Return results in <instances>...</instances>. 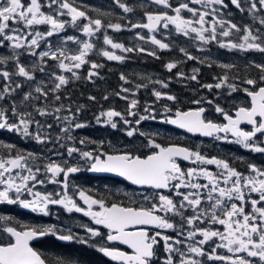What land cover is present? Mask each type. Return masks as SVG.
<instances>
[{
    "label": "snow or ice",
    "instance_id": "1",
    "mask_svg": "<svg viewBox=\"0 0 264 264\" xmlns=\"http://www.w3.org/2000/svg\"><path fill=\"white\" fill-rule=\"evenodd\" d=\"M119 7L125 13L132 11L120 0H116ZM158 6L170 9L174 15H169L167 11L159 13H145V23L132 24V28L147 29L149 33H156L161 27L168 29L170 25L175 27V31L190 37L195 34L204 44L216 42L221 48L251 50L255 49L264 52V45L257 43L261 37L254 34L252 29L245 26L244 35L240 37L242 42H234L229 39L234 33H240L242 30L236 24L217 19V9L213 5H223L224 0H187L173 7L170 0H152ZM231 3L240 11H244L241 0H231ZM202 5L200 8L190 7L189 5ZM250 0L249 12L254 13L264 9V0ZM47 8L49 11H44ZM191 14L190 17L182 15L183 12ZM108 15V13H102ZM67 16L69 19H62ZM212 17L211 20L208 17ZM259 23L264 25V17L259 19ZM46 25V31L38 30V26ZM78 29L83 36L93 38L102 30L112 29L121 31L120 23L105 24L99 18H91L88 14L75 6L74 0H0V47H10L13 50V57H0V64H6L9 59H15V71L0 70V78L6 83L3 90L0 91V100L10 96L21 87L20 83L11 85L12 76L23 77L27 81H34V72L38 68L40 72L45 71L47 61H56V67L62 73H71V77L79 79L78 71L85 64H90L91 69H97L103 65L88 59L94 50L99 55L110 61H122L125 57L115 54L114 51L107 49H96L91 39L81 40L77 36H67L62 40V44L71 41L77 45L75 50L67 47L54 48L48 38L55 34L65 31L67 27ZM218 28L220 31L218 32ZM259 32V29L256 30ZM219 37L225 39H218ZM140 40H146L143 35L137 33ZM148 39L153 45L160 49H168L169 44L157 39L151 35ZM41 42H44L45 49L37 52L41 48ZM103 44L110 46L113 50L121 52L145 51L143 48L125 47L122 43L114 42L107 34L103 36ZM24 50L31 56L39 60V64H34L32 70L20 62L19 56ZM188 59H197L185 49L181 48ZM154 55V53H149ZM171 71L177 67L175 62L166 65ZM221 67L231 69L233 65L224 64ZM260 69L261 84L264 85V65H255ZM198 72L197 69L193 70ZM98 75L95 71H89L88 79ZM183 76V73H178ZM54 79V86L51 89L41 87L43 81L35 88L34 92L38 96H33L32 92L24 94L23 101L30 99L48 98L51 92L55 101L61 99L57 95L62 87L70 82V78L64 74L51 73ZM196 80V75L190 77ZM219 82L215 85L207 84L204 87L220 89L227 87L230 92H235L238 85L229 82V76L218 78ZM121 80L125 83L129 81L121 75ZM162 87L168 85L162 81H156ZM244 83L252 86L251 89L244 88L243 91L251 98L250 107H238L235 116L230 115L219 105L215 111L223 116L227 123L220 124L206 120L203 116L205 109L203 107L197 110L180 111L176 110L174 116H166V122L176 125L179 128L186 129L190 133H199L203 136H213L216 133H224V139L227 134L235 137V143L243 145L245 148L255 152L264 153V147L256 143L257 134L264 135V86L258 85L255 79H246ZM147 87V85H136ZM123 92H129L130 89L122 88ZM119 95V93H117ZM153 95L159 101L165 98L169 101L176 99L173 95H167L160 91L153 90ZM128 99L127 97H121ZM95 99V97H89ZM107 99V96H105ZM138 100L132 99L128 106V115L137 116L134 111L138 106ZM199 103V101H195ZM211 103V101H209ZM83 107V106H81ZM64 105L54 109L55 113H60ZM35 111L40 116L52 115L46 108H36ZM68 111L71 113V109ZM80 111L76 109L75 113L66 116H56L57 120H63L67 123L66 127L61 129L67 133L69 129L81 128L85 125L75 123L76 114ZM148 112L149 109L145 108ZM165 113H171L172 109L164 106ZM101 117L106 118V122L116 128L117 124L113 119L119 117L125 124H131L132 121L125 118L121 112L108 110L101 112L96 117L97 123L101 122ZM15 118L13 122H10ZM155 119L152 115H139L135 121L138 125L141 121ZM242 123L251 126V130H245L240 127ZM35 124L37 128L43 127L39 121L34 120L32 112L19 110L15 101L11 108H0V129H6L10 132H16L24 137H33L37 142L44 143L48 137L42 136L39 132L35 134L30 131L31 126ZM47 127L51 128L52 125ZM136 129L127 131L129 137L133 136ZM142 134V133H141ZM221 139L220 136H216ZM69 140L73 138L68 136ZM90 141L80 140L81 145ZM94 143V142H91ZM102 143V142H101ZM149 146L155 151L146 157L134 155L130 152L119 154H109L99 150H82L75 146L67 147V155L72 157L74 153L79 154L80 158L88 164V170L92 172L115 173L132 185L147 187L154 191L151 195H143V202L132 200L130 204L111 203L110 205L103 199H96L87 195L84 190H78L79 199L87 206L80 207L68 195V177L70 174L81 170L78 166H66L67 161L63 163L56 160H50L43 167V173L48 176L51 183L62 184L65 190L63 195L60 193H45L34 191L37 184L43 185L45 180L38 179L41 174V168L28 164V158L34 154L28 153L27 156L17 153L15 156L9 155L7 158H0V203L17 204L23 208H30L33 211L48 214V206L62 205L69 212L75 211L91 217L96 225H102L108 229L107 241L119 242L127 245L131 252H125L117 248L101 247L99 250L104 255L110 257L119 264H156L157 253L161 241H163V250L166 253L163 264H205L207 261H217L221 264H264V169L258 168L254 164H249V173L245 174L232 167L227 161L216 157L207 158L199 151H193L188 148L169 145L162 146L155 141H149ZM11 148L12 145H6ZM64 147V145H61ZM95 153V154H94ZM191 161L196 165H214L218 169L212 172L204 167H190L183 169L179 160ZM21 170L27 174H21ZM63 174V181L58 177ZM206 180V183L198 182L199 179ZM28 193L33 197L32 200L21 199L23 193ZM59 197V198H55ZM97 206L98 210H93ZM190 212V215L186 213ZM171 217H179L180 223L173 222ZM6 217L0 216V220ZM24 230H18L16 227H3V232L7 233L12 239L8 243H0V264H46L44 258L32 246L30 241L38 236H43L52 232L51 228L37 229L36 227L22 226ZM161 230H171L176 233V237L164 234ZM87 231L93 236H100L101 233L93 228H87ZM58 238L64 241H71L75 237L72 234L59 235ZM83 242V241H81ZM207 245L211 251L205 249ZM218 249H224L230 255L218 253Z\"/></svg>",
    "mask_w": 264,
    "mask_h": 264
},
{
    "label": "trees",
    "instance_id": "2",
    "mask_svg": "<svg viewBox=\"0 0 264 264\" xmlns=\"http://www.w3.org/2000/svg\"><path fill=\"white\" fill-rule=\"evenodd\" d=\"M181 1L182 0H170V3L175 7ZM120 2L131 8L132 11L125 13L123 9L119 7L116 0H74L75 6L85 11L91 18L101 19L105 24L120 23L123 26H131L134 23H138L140 20L145 22V13L148 12L156 13L167 11L169 14L171 13L170 9H165L162 6H160L161 10L156 9L152 6V4L155 5L152 0H120ZM224 2L225 4L222 6L223 11L221 14L225 19L231 18L229 21H236L238 16L241 19L246 18V16L242 18L241 15H239L237 9H235L229 0H224ZM102 13H108V15H102ZM242 14H244V12H242ZM62 19H67V17H62ZM45 27L46 25H41L39 29L45 31ZM70 28L68 32H71ZM161 29L162 27L156 32V34H159L156 38L169 44L168 49H160L157 45H153L150 40L142 44L137 37L138 32H131L128 30L117 32L112 29H106V32L102 33L103 36L107 34L114 42L122 43L126 47L143 48L145 51L127 52L128 54L122 61H110L102 55H99L95 50L89 55L88 59L103 65L102 67L91 69L90 64H85L78 70L80 78L70 79V82L56 93L61 97L59 101H55L53 94L50 92L47 99L44 97L34 99L35 104L32 103L31 107L33 109H35V106L39 108L47 107L54 112V109L62 104L64 105V109L58 113L61 114V117L69 112V108L71 112L74 113L76 109L79 108L80 112L76 114L80 120L78 123H87L86 127L72 130V133L76 134L79 140L81 136H89L94 128H96L94 119L95 114L106 110L109 106L121 113L123 112L127 119L132 121L131 124L126 125L119 121L118 128L144 127L149 119L141 121L139 123L140 125H137L135 121L139 118V115H152L155 116V118H163L165 114H168L164 112L165 105L171 108L172 111H175L178 108L184 110L194 105L192 103L195 101H202L203 96H200L199 93H193L198 86L212 84L225 74H227L229 78H232V82H244V80L247 79L244 75L245 73L257 74V72L260 71V69L254 67L255 73H252L253 71L251 69H249L248 72L244 69L242 64L243 61L233 64L231 69L223 68L221 65L225 63L218 65L217 62H213L211 58H206L209 54L197 52V49H195L192 44L193 42L183 38L181 34L175 31V28L168 29L167 31L169 34L165 36H162L163 33H159ZM145 34H148V31L145 32ZM140 35L143 34L141 33ZM97 36L98 35L94 37V41L97 42L96 49L97 47L99 49H106L107 45L103 44V38H98ZM108 47L109 49L107 50H110V46ZM181 48L185 49L187 53L197 59H188L187 56L180 51ZM149 53H154V55H150ZM226 59L224 55L220 56V61ZM246 60H249L250 63H254L253 60ZM11 62L12 61L8 63ZM170 62H175L177 64V67L171 71L166 67ZM194 69H197L198 72H194ZM90 70L97 72L98 75L88 79ZM41 73H38V78H42V76L39 75ZM178 73H183L184 75L180 76ZM121 75L129 82L125 83L124 80H121ZM192 75H196L197 79H190ZM156 81H162L169 85L171 84L169 92H172L176 97L174 100L175 103L167 99L156 100V97L153 95V90L158 91L160 89V87L158 89L160 83H156ZM136 85H147V87H140L137 89ZM45 86L47 89H51L54 86V80H45L43 87ZM122 88L130 89L129 92L132 93V98L127 96L128 92H123ZM26 91L27 87L21 85L19 96H22ZM117 93H119V95H117ZM38 95L39 94L33 93L34 97ZM105 96H107V99H105ZM89 97H95V99H89ZM121 97H127L128 99H122ZM132 99H136L139 102L137 108L134 110L137 111L139 115L135 117L129 116L127 113L129 103ZM165 101L168 103H165ZM28 103H30L29 100ZM31 107L30 109H32ZM145 108H148L149 111L146 112ZM33 109L31 111H33ZM58 114L54 112L53 116H51V120L53 119L56 122L55 116ZM60 121L62 122V120ZM117 129H112L115 132L111 134L113 138L117 133ZM56 135L57 133L48 136L47 142L52 146L59 147L61 144ZM149 138V140H145L142 136H139V139H142L144 143H149L150 140L162 143L163 139L160 138V136L155 137L154 135ZM103 149L105 150L106 146H104ZM87 252L86 249H80L79 254L75 257L66 255L63 256L60 261L51 260L49 264H110L99 255L94 253L87 254Z\"/></svg>",
    "mask_w": 264,
    "mask_h": 264
},
{
    "label": "flooded vegetation",
    "instance_id": "3",
    "mask_svg": "<svg viewBox=\"0 0 264 264\" xmlns=\"http://www.w3.org/2000/svg\"><path fill=\"white\" fill-rule=\"evenodd\" d=\"M231 2V0H229ZM232 4V3H231ZM233 5V4H232ZM223 6V5H222ZM13 63H6L0 65V70H8L10 72H14ZM14 75L12 76L11 85L14 86ZM7 81H4L3 78H0V91L3 90ZM251 89V87L249 88ZM241 94V93H240ZM13 95L6 96L4 100H0V108H11L13 103ZM244 96V93L242 95ZM239 96V97H240ZM211 101L210 107L208 104H205L204 100L199 103H195L194 105L184 109H199L203 107L205 112L203 114L206 120H210L214 123L224 124L227 121L224 120L223 116L215 111V108L212 102L216 104H220L218 100L215 98H209L207 102ZM222 107L233 117L235 116V111L238 107H250L251 106V98L247 95L245 96V101L240 105H233L227 102H223ZM233 108V109H232ZM177 110H182L178 108ZM176 111V110H175ZM171 116H174L171 115ZM13 122V118L10 120ZM162 126H167L165 124H160ZM167 136L165 137L167 140L164 142H156L162 146L169 145H177L188 148L193 151H199L202 155L207 158L216 157L218 159H222L227 161L232 167L236 168L238 171L248 174L249 164H254L258 168L264 169V153L255 152L251 149L245 148L243 145L235 143V137H233L230 133L227 134V139H224V133H216L213 136H203L192 135L186 132H182L167 126ZM242 129L251 130V126L246 123H242L240 125ZM156 134H154L155 136ZM14 136L13 132H10L6 129H0V158H7L9 155L15 156L17 153L27 156L28 153L34 154L35 159L33 157L28 158L29 166H32L35 170L36 166L41 168V174L38 175V179L45 180L43 185L37 184L34 188V191H40L42 194L45 193H60L61 196L64 193V189L62 184L60 183H51L48 180V176L43 173V167L50 160L59 161L60 156H50L53 151H57L60 154V148L58 146H52L48 142L46 149H42L40 144L36 146L26 145L25 143L15 141L12 137ZM216 136H220L221 139H217ZM256 142L259 146L264 147V135L257 134ZM6 145H12L13 147L8 148ZM57 149V150H56ZM155 151V150H153ZM152 151V152H153ZM148 152V151H145ZM140 152L138 154L141 157H146L147 155L152 154ZM71 162V159H68ZM180 166L183 169H188L190 167H204L212 172H217L218 169L214 165H196L191 161H184L182 159L179 160ZM76 163L73 161L66 166H76ZM79 167V166H78ZM21 174H27L25 171L21 170ZM64 177L61 174L58 177L59 181H63ZM200 183H206V180L199 179ZM2 187V186H0ZM78 190H84L87 195L92 196L96 199H103L107 204L111 203H121L124 205H128L131 202L132 198L137 199L139 202H143V195H151L154 191L153 189L147 187H137L128 184L125 181H122L117 178H112L109 176L96 175L91 173L88 168H81L80 171L74 174H70L68 177V195L76 202V204L80 207L87 208V206L83 203L82 200L79 199ZM24 200H32L33 197L28 193H23L20 197ZM59 198V197H55ZM93 210H98L97 206H93ZM188 212L186 215H190ZM0 216L6 217L5 220H0V229L6 226L16 227L18 230H24L22 226L28 227H36L37 229H45L51 228L53 231L49 232L46 235L38 236L30 241V246L34 248L38 253L41 254L42 258L45 259L46 264H49L51 260H62L63 256H71L75 257L79 254L80 249H86L87 254H97L102 259H104L107 263L110 264H119V262H115L104 255L99 249L101 247L108 248H117L119 250L125 252H131V250L127 247V245L120 244L119 242H109L107 241V233L108 229L104 228L102 225H96L95 222L91 219V217L83 215V213L75 212L74 210L69 212L62 205H52L48 206V214L45 215L42 212L33 211L30 208H23L19 203L17 204H8V203H0ZM173 222L179 224V217H171ZM87 228H93L98 230L101 235L93 237L88 231ZM164 231V234L176 237V233L171 230H161ZM74 235V239L71 241H64L58 238L59 235ZM12 238L2 230H0V243H8ZM83 241V242H81ZM205 249L207 251H211V249L205 245ZM218 253L230 255L224 249H218ZM166 253L163 250V241L158 248L157 253V261L156 264H163V259ZM205 264H221V262L217 261H207L204 258Z\"/></svg>",
    "mask_w": 264,
    "mask_h": 264
},
{
    "label": "rangeland",
    "instance_id": "4",
    "mask_svg": "<svg viewBox=\"0 0 264 264\" xmlns=\"http://www.w3.org/2000/svg\"><path fill=\"white\" fill-rule=\"evenodd\" d=\"M181 2H187V0H182ZM181 2H179V3H181ZM256 2H257V7L259 8L260 6L258 4V0H256ZM241 3H242V7L244 8V11H238V13H239V15H241L242 18L245 17V16H246V18L241 19L238 16L236 21H229V19H231V18L225 19V17H223V15L221 14L222 11H223L222 5H213L211 7L217 9V12H216L217 19H222V20H224L226 22L234 23L239 28H241L242 31L240 33H234V35L232 37H230L229 39L233 40L234 42H242L240 40V37L242 35H244V32H243L244 27L248 26V27H250L252 29L254 34H257V35H259L261 37V39L258 40L257 43H261L262 45H264V25H261L259 23V19L261 17H264V9H260L259 11L251 13L248 10L249 7H250V0H241ZM223 4H225V2ZM152 6H154L156 9H160L161 10L160 6H158L156 4L155 5L152 4ZM189 6L190 7H194V8H200L201 10H203V6L202 5H192V4H190ZM43 10L46 11V12L48 11L47 8H44ZM168 11H170V10H168ZM242 12H244V14H242ZM152 13H154V12H152ZM169 15H174V13L171 12ZM182 15H184L185 17H190L191 16V14L186 12V11L183 12ZM65 17H67V16H65ZM67 19H69V18L67 17ZM208 19L211 20L212 17L210 16V17H208ZM145 22H147V21L145 20ZM145 22H142L140 20L138 23H145ZM134 24H136V23H134ZM47 27L48 26L45 27L46 30H47ZM69 28H70V26L67 27L65 31H62L59 34H55L52 37H49L48 38V42H50L51 45L54 48H56V47H67L70 50H75L77 48V45L73 44L71 41H68L66 44H62V40L65 37L71 35V36H77L81 40L91 39V42H93L95 44V46L97 45V42L94 41V37L93 38L85 37L76 28H70L71 32H68ZM171 28H175V27L173 25H170L168 29H171ZM168 29H163L162 28L159 33H161V34L163 33L162 36H165V35L169 34L168 31H167ZM257 29H259V32L256 31ZM38 30H40L39 26H38ZM122 30H128V31H131V32H138L139 34L142 33L143 36L146 38V40H140L142 42V44L147 42V40H150L148 38L151 35H155L156 37H157V35H159V34H156V33H149V32H148V34H145V32L148 31L147 29L132 28L131 26H123ZM40 31H42V30H40ZM219 31H220V29L218 28V32ZM105 32H106V30H102L100 33H97L96 35H98L97 36L98 38H101V37L103 38L102 33H105ZM181 36H183V38H185V39L191 40L193 42L192 43L193 46L195 47V49H197V52H199V53L202 52V53H205V54H209V55L206 56V58H211L213 60V62L214 61L217 62L218 65H221L223 63L233 65L235 63H239L240 61H243L242 64L244 66V69H246L248 72H249V69H251L253 71L252 73H255L254 72L255 71L254 70L255 65H257V64L264 65V52H260V51L255 50V49L239 50V49L221 48V47H219V45L216 42H211V43H208V44H204V43L200 42L198 39H195V34H191L190 37H185L183 34H181ZM218 39H225V38H222V37L218 36ZM45 47H46L45 43L41 42V48L40 49H36V51L39 52V51L45 49ZM97 49H99V48L97 47ZM106 49H109V47L106 46ZM18 51L23 53L22 55L19 56L20 62L23 63L24 65H26L29 68V70H32V66L34 64H39L40 63L37 57L29 55L27 52H24V50H18ZM109 51H114L115 54L122 55L124 57L128 54V53L121 52L120 50L110 49ZM221 55H224L227 59L220 61V56ZM0 57H13V50L10 47H7V46L0 47ZM246 59L253 60L254 63H250V61L246 60ZM10 61H12L11 63H14V65H13L14 67L13 68H14V71H15V59L14 58L9 59L7 61V63L10 62ZM56 63H57L56 61H52V60L47 61V66L45 67V71L42 72V73L37 68L36 71L34 72V75H35V80L34 81H27L23 77H19V76L15 75L14 79H13L14 80V86H15L16 83H20L21 85L27 87V91L25 93L32 92L34 94H38V93L34 92V88L38 84H40L41 81H43V84H40V86L43 87V85L45 83V80H47V81L54 80L52 78V76H51L52 72H56L57 74H64L66 77H69L70 79H74V77H71V73H66V72L62 73L61 70L56 67ZM38 73H41L39 75L42 76V78H38ZM244 75L247 77V79H255L258 82V85L264 86V85L261 84V81H260V77L262 75L261 71L257 72V74L245 73ZM243 78H245V77H243ZM231 80H232V78H229V82L237 84L239 90H237L235 92H232L230 95H229L230 90L227 87H222L220 89H216L215 87H213L212 89H208V88L204 87V85L198 86V88L193 93H199L200 96H203L202 100L205 101L204 102L205 104H208V107H210V103L207 102V100L209 98H215V100H218V102L220 104H216L215 102H212L214 108L217 105L222 107L221 104L223 102H227V103L232 104L233 108H234L235 104L236 105H240V104H242L245 101V96L247 94L243 91V89L244 88H250L252 86H249V85L245 84L244 82H235V81L232 82ZM218 82H219V79H218V81L212 83V85H215ZM166 84L168 85L167 88L162 87V85L160 84L158 86V89L160 87V89L158 91H160L162 93H165L167 95H173L174 96V94L172 92H169L171 84L170 85L168 83H166ZM19 91H20V88L17 89L15 91V93L12 94L13 95L12 96L13 97L12 100L15 101L18 109L22 110V111H26V112H32V116H33L34 120L39 121L40 125L43 126V127L38 129L37 126L35 124H33L31 126V128H30V131L33 132L34 134L36 132H39L42 136H45V137L52 136L53 134L57 133L56 137H57L58 141L60 142V144L62 145L64 143L63 144L64 147H61V145H59L60 154L57 153V151H53V153L50 155L52 157H54V156L55 157L56 156L57 157L58 156L62 157V158H59V161H61L62 163H63V161L66 160L67 164L70 165V163L74 161L76 163L75 164L76 166H79L80 168H88V164L84 160H82L80 158L79 154L74 153L72 157H69L67 155V150L66 149L69 146H75V147L80 148L82 150H88V151L99 150V151H102V152H105V153L130 152L132 154H135V153L137 154V153H140V152H143V151H148V152H145L147 154V153L152 152L155 149L151 148L149 146L148 142L147 143L146 142L145 143L142 142L143 140L139 139V136H142L145 140H149L150 139L149 137H152L154 134H156L155 137L160 136V138H163L162 142L167 140L165 138L167 136L166 134L168 132V130H167L168 127L167 126H162V125H160L158 123L147 122V124L145 123L144 127L135 126V127H126L124 129L123 128L120 129V128H118L119 121H121L124 125H126V124L119 117H116V118L113 119V122H115L117 124V127L115 129L118 128L117 129V133L115 134V137L113 138L111 136V134L115 133L112 130L114 128L111 127L110 123L106 122V118L105 117H101V122L97 123L96 117L99 116L101 112H98L97 114H95V118L94 119H95V123H96V128H94V130L89 134V136H84L83 137V136L80 135L81 139L78 140L77 137H76V134L72 133V130L73 129L78 130L80 128L72 127V128L69 129V132H67V133L62 132L61 129L63 127L67 126V123L65 121L62 120V122H61L60 120H57L56 119L57 115L55 116V119L57 120L56 122L53 119L51 120V116H53L54 112L51 111L50 109H48L47 107H43V108H46L49 112L52 113V115L40 116L35 111V109L39 108V107L35 106V109H33L31 107L32 103L35 104L34 99H30L29 100L30 103H28V101H23V97H24L25 93L22 96H19V93H20ZM242 93H244L243 97L240 96V95H242ZM127 96H130L132 98V93L128 92ZM195 96H196V94H195ZM162 99H165V98H162ZM165 103H168V102L165 101ZM173 103H175V102L173 101ZM192 104H195V102H193ZM30 107L33 109V111H31L32 109H30ZM108 110L118 111L115 108H111L109 106V107H107L106 110H104L102 112H106ZM71 113H74V112H71ZM71 113L68 112L66 115H71ZM174 113H175V111H172L171 113L165 114V117L166 116H171ZM58 115L60 116L61 114H58ZM66 115H62V117L66 116ZM122 115L125 118H127L123 112H122ZM79 121H80L79 117L76 115V118H75V120L72 121V123L74 125L75 123H78ZM80 123L84 124L85 125L84 127L87 126L86 122H80ZM48 125H52V127L49 128V127H47ZM131 129H136V131H135L133 136L129 137L127 135V131L131 130ZM13 134H14V136L12 138L15 141L25 143L26 145H30V146H32L33 149H34L33 146H36L37 144H40L42 149H46V147L48 145L47 141L44 142V143H39L31 136L24 137L21 134L16 133V132H13ZM68 136H71L73 139L69 140ZM82 139L86 140V141H90V142L86 143L85 145H81L79 143V141L82 140ZM91 142H94V143H91ZM104 146H106L105 150L103 149ZM68 159H71V162H69ZM133 199L138 201L135 198H132V200ZM132 200H130L129 202H131Z\"/></svg>",
    "mask_w": 264,
    "mask_h": 264
},
{
    "label": "water",
    "instance_id": "5",
    "mask_svg": "<svg viewBox=\"0 0 264 264\" xmlns=\"http://www.w3.org/2000/svg\"><path fill=\"white\" fill-rule=\"evenodd\" d=\"M235 7V6H234ZM189 110H197V109H188V110H181V111H189ZM204 114V113H203ZM171 117V116H169ZM149 122H154V123H159V124H165L171 128H174L176 130H179V131H182V132H186V133H189V134H192V135H199V133H190L188 132L186 129H182V128H179L178 126L176 125H173V124H170V123H167L166 122V119L165 117L164 118H155V119H149L148 120ZM109 154H119V153H109ZM143 158V157H142ZM91 173H94L96 175H103V176H109V177H112V178H117V179H120L122 181H125L127 182L128 184L132 185L129 181L125 180L123 177H120L118 176L117 174L115 173H108V172H92L90 171ZM133 186H137V187H142V186H138V185H133ZM108 257V256H107ZM110 258V257H108ZM111 259V258H110ZM112 260V259H111ZM115 262H118V261H115Z\"/></svg>",
    "mask_w": 264,
    "mask_h": 264
}]
</instances>
